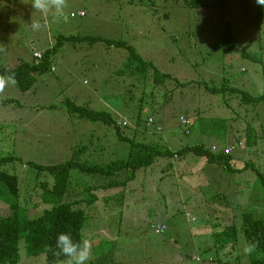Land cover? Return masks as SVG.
Wrapping results in <instances>:
<instances>
[{
	"label": "rangeland",
	"instance_id": "rangeland-1",
	"mask_svg": "<svg viewBox=\"0 0 264 264\" xmlns=\"http://www.w3.org/2000/svg\"><path fill=\"white\" fill-rule=\"evenodd\" d=\"M192 1L67 0L63 17L35 13L33 19L43 27L33 31L31 0H0V65L38 63L33 52L43 54L59 36H91L127 43L144 61L175 79L159 87L147 85L128 71V50L102 42H67L50 58L54 71L37 76L33 90L38 87V93L7 86L0 102L14 103L0 107V158L15 160L0 170L17 176L20 201L31 217L51 208L54 178L30 163L60 165L79 150L83 152L78 160L89 166H107L129 156V145L118 139L114 127L77 119L68 112L69 100L126 121V136H133L132 129L137 141L173 151L237 144L232 146L235 163L230 166L209 164L192 153L161 158L105 195L93 187L122 183L127 171L109 180L73 170L69 200L81 201L78 208L87 216L82 232L92 242L87 264H198L192 260L196 255L208 261L215 257L206 250L212 242L211 234L206 235L209 229L239 225L241 209L264 208L259 179V174L264 176V101L246 105L229 89L253 97L264 93V20H256V0H205L200 9L193 8ZM80 11L84 17L71 18ZM226 23L238 41L229 53L215 50ZM178 82L190 84L177 87ZM206 87L226 90L214 95ZM150 118L161 132L147 126ZM95 194L98 200L93 202ZM218 195L221 198L213 200ZM3 200L0 195V215L7 216ZM162 225L167 230L157 234ZM23 239L19 264H47L46 255L26 253ZM243 245L228 263L243 264Z\"/></svg>",
	"mask_w": 264,
	"mask_h": 264
},
{
	"label": "trees",
	"instance_id": "trees-1",
	"mask_svg": "<svg viewBox=\"0 0 264 264\" xmlns=\"http://www.w3.org/2000/svg\"><path fill=\"white\" fill-rule=\"evenodd\" d=\"M135 1L136 0H132L131 3L133 4ZM190 5L195 9H200L205 7L206 3L205 0L204 3H202L201 0H193ZM256 20L257 22L264 20V7L258 4L256 5ZM67 42L73 44L81 42H89L91 44L102 42L108 47L128 50L130 55L128 64L126 65L128 71H130L133 76L136 75L144 78L143 80L148 82L147 85L151 82L154 87H159L163 86L168 80H175L170 75L159 71L151 62L144 61L127 43L91 36H59L55 44L42 54V59L39 60L38 63H21L16 68H8L5 65H0V75L7 76L15 74L17 88L21 92L27 93L34 88L37 76L43 75L51 70V56L56 54L64 43ZM216 46L215 50H222L226 53L232 52L238 47V41L233 35L232 29L228 23L225 24V29L223 33H221L220 43ZM189 84L190 82H178L177 87H186ZM206 89L214 95L224 94L226 90L223 87H206ZM229 89L232 94L241 95L242 101L246 105H256L264 101V93L258 97H253L240 89ZM11 103H14V100H4L0 102V106ZM66 106L69 109L68 112L75 115L77 119L100 122L104 126L114 127L118 139L129 145V156L127 159L119 160L111 165L89 166L78 160L77 155L83 152L79 150L73 158L60 165L42 166L30 163V165L39 171L49 172L54 178V185L50 191V193H52L51 208L43 210L35 217L29 215V209L22 205L20 201V187L17 176L9 174L7 171L0 170V195L9 208L7 216L0 215V264H19L20 243L23 238L25 239L26 253L31 257L46 255L47 264H53L55 260V257L47 251V247L55 244L58 233L70 232L76 240L81 239V230L85 228L87 216L84 210L78 208L81 201L69 200V187L72 179L71 172L73 170H78L84 174H98L103 178L107 177L109 180H111L110 178L112 176L121 171L128 172L127 178L122 183L109 181L107 185L93 187V189L99 188L108 190L124 187L132 180H135L138 171L151 167L161 158H182L186 154L192 153L197 157L206 158L210 164L219 166H230L232 161H234L232 155L225 154V150L222 152H214L204 145L185 146L177 151H173L167 148V146L159 143L139 142L136 140L137 131L127 128V131L128 129H130L129 131H133V136H126L123 132L126 127H120L119 122L108 112L78 106L71 100L66 103ZM137 117V124L140 125L142 120L141 110ZM155 124L159 125L156 121ZM154 128L156 130V127ZM190 133L191 129L185 132V134ZM83 150L85 151L86 147H84ZM14 160V157L0 158V168L4 164ZM259 179L261 180V185L264 187V176L259 174ZM220 196L221 195L214 196L213 200H216L215 198L220 199ZM92 200L94 202L96 197L94 196ZM93 202L88 201V205H93ZM245 211L240 216L241 222L239 225L233 222L224 228L221 227L219 231L212 234L214 244L212 247L206 249L212 250L215 253V257H213L211 261L213 260L216 264H230L228 263L229 258H231L235 252H240L242 242L243 244L245 242H258V247L255 252L249 256L250 264H264V210L262 209L258 212ZM219 226L220 225H216L214 228H219ZM24 235L26 236L23 237ZM241 235L243 241L241 240Z\"/></svg>",
	"mask_w": 264,
	"mask_h": 264
},
{
	"label": "clouds",
	"instance_id": "clouds-1",
	"mask_svg": "<svg viewBox=\"0 0 264 264\" xmlns=\"http://www.w3.org/2000/svg\"><path fill=\"white\" fill-rule=\"evenodd\" d=\"M259 6L264 7V0H256ZM34 12L32 14L31 28L33 31H39L43 25L39 20L33 19L35 13L53 14L56 18L64 16V10L68 7L67 0H31L30 3ZM0 48V51H3ZM17 79L15 74L7 76L0 75V93H3L9 85L15 86ZM83 230H81V239L76 240L70 232L58 233L54 245H49L47 251L55 257L53 264H87L91 258L92 242L89 239L83 238ZM258 242H245L243 245V264H248V257L251 256Z\"/></svg>",
	"mask_w": 264,
	"mask_h": 264
},
{
	"label": "crops",
	"instance_id": "crops-1",
	"mask_svg": "<svg viewBox=\"0 0 264 264\" xmlns=\"http://www.w3.org/2000/svg\"><path fill=\"white\" fill-rule=\"evenodd\" d=\"M80 12H81V11H80ZM78 13H79V12H78ZM77 17H78V16H77ZM33 53H34V52H33ZM33 57H34V56H33ZM52 71H54V68L51 69V72H52ZM34 87H35V86H34ZM32 90H33V89H32ZM32 90H31V91H32ZM29 92H30V91H29ZM38 92H39V89H38V87H36V88L33 90V93L35 94V93H38ZM0 107H1V106H0ZM41 109L44 110V109H45L44 106L41 107ZM41 112H43V111H38L37 114H40ZM38 116H39V115H38ZM234 145H237V144H234V143H232V144H228V145L224 146L223 148H221L220 146H217L216 144H213L212 147H213V146H214V147L217 146L218 148H220V149H219V152H222V151L225 150L226 148H228V147H230V146L232 147V146H234ZM70 148H71L72 150H75L74 145L70 146ZM234 149H235V148H234ZM93 157H94V159H95L96 156H93ZM93 157H92V158H93ZM233 159H234V158H233ZM104 160L107 161V159H105V158H104ZM104 160H96V159H95V161H102V163L105 162ZM234 160H235V159H234ZM233 163H235V161H232L231 164H233ZM209 164H210V163H209ZM95 165H100V164L96 163ZM100 166H101V165H100ZM118 188H119V187H118ZM114 189H117V188L108 189V190L98 189V190H96V191L99 192V190H102V191H104L103 194L105 195V192H108V191H110V190H114ZM96 191H95V192H96ZM97 195H98V194H95V197H96V199L98 200ZM93 198H94V197H93ZM92 204H94V203H92ZM263 209H264V208H263ZM213 211H215V209H214ZM244 211H245V209H241L240 214H242ZM165 225H166V224H165ZM221 227H223V226H219V228H213V229L211 228V229H209V230L206 232V235H208V234L210 235V234H211L210 237H211V239H212V242L210 243L209 247H212L213 244H214V241H213L214 239L212 238V234H213L214 232H216V231H219V230L221 229ZM166 230H167V229H166ZM209 235H208V236H209ZM241 240L243 241V238H241ZM197 257H198L197 255L194 256V257L192 258V260H193V261H196L195 259H196ZM211 259H213V258H210L208 261H206V260L203 261V259H202V262H197V261H196V262H197L198 264H207V262H210L211 264H214V263H213V260L211 261ZM247 259H248V261H249L248 264H250L249 257H248Z\"/></svg>",
	"mask_w": 264,
	"mask_h": 264
},
{
	"label": "built area",
	"instance_id": "built-area-1",
	"mask_svg": "<svg viewBox=\"0 0 264 264\" xmlns=\"http://www.w3.org/2000/svg\"><path fill=\"white\" fill-rule=\"evenodd\" d=\"M76 16H78V17H84V16H85V13H84V12H79V13H77V14H74V13L71 14V18H75ZM33 56H34V58H36V59H38V60H41V59H42V54H41L40 52H34V53H33ZM183 124H187V122H185V123H183ZM127 125H128V123H127L126 121H121V122H119V126H120V127H123V128H124V127H126ZM147 126H150V127H156V131H157V132H161V131H162L161 127H160L159 125H156V124H155V120L152 119V118L148 119ZM213 151H214V152H219V149H218L217 147H213ZM232 151H233V148L230 147V148H226L224 152H225V154H231ZM166 229H167V227H166L165 225H162L161 228H159V229L156 230V233H157V234H160V233H162L163 231H165ZM195 260H196L197 262H200V259H199V258H196Z\"/></svg>",
	"mask_w": 264,
	"mask_h": 264
}]
</instances>
